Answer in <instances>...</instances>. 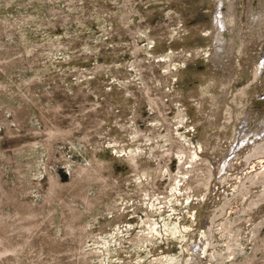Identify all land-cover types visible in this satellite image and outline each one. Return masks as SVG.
Masks as SVG:
<instances>
[{"label":"rangeland","instance_id":"rangeland-1","mask_svg":"<svg viewBox=\"0 0 264 264\" xmlns=\"http://www.w3.org/2000/svg\"><path fill=\"white\" fill-rule=\"evenodd\" d=\"M211 21L212 39L197 33ZM178 32L193 37L181 44ZM239 35L251 38L245 60ZM204 43L215 61L188 57ZM242 62L245 73L230 79ZM254 69V101L228 149L199 153L201 132L213 138L217 128L205 127L202 109L191 117L178 106L250 89ZM143 136L158 145L141 148ZM258 141L264 0H0V264H155L158 251L163 264H191L188 251L200 264H264V177L245 180V192L186 189L205 160L222 171ZM129 152L153 178L133 175L121 159Z\"/></svg>","mask_w":264,"mask_h":264},{"label":"bare ground","instance_id":"bare-ground-1","mask_svg":"<svg viewBox=\"0 0 264 264\" xmlns=\"http://www.w3.org/2000/svg\"><path fill=\"white\" fill-rule=\"evenodd\" d=\"M174 1V0H173ZM213 2V1H212ZM212 22V21H211ZM210 22V23H211ZM209 23V22H208ZM194 29H196V28H194ZM193 29V30H194ZM255 30V29H254ZM194 31H197V29L196 30H194ZM182 32V31H181ZM181 32H178V33H181ZM215 32H218V29H217V27H216V25H213V22L211 23V24H208V25H206V26H204V27H202L201 28V30H199L198 29V31H197V33L198 34H200V33H202V34H205V36H207L208 38H210V39H212V37H214L213 35L215 34ZM177 33V34H178ZM188 34H191V33H189V32H187ZM196 33V34H197ZM172 34V33H171ZM201 34V35H202ZM194 35V34H193ZM191 36V35H190ZM190 36H188V35H186V34H183V33H181V34H178L177 36H176V38L177 37H179V39L178 40H180V42L179 43H181V44H183L182 42H181V40H184V41H186L187 40V38L189 37L190 38ZM200 36V35H199ZM199 36H195V37H199ZM250 36V35H249ZM249 36H246V35H244L243 37L241 36L240 37V35L237 37V54H240L241 55V57L243 58V60H245L246 59V56L244 57V53H245V47H246V45H248L247 43L249 42V41H251V38L249 37ZM252 36V35H251ZM191 37H193V36H191ZM216 37H217V35H216ZM253 37V36H252ZM189 38H188V42H189ZM254 38V37H253ZM170 39H171V37H170ZM191 39V38H190ZM196 39V38H195ZM209 40V39H208ZM216 40V39H215ZM192 41V40H191ZM214 41V40H213ZM211 42V44L212 43H214V42ZM217 41V40H216ZM252 41H253V39H252ZM187 42V43H188ZM193 42H194V40H193ZM209 42V43H210ZM185 43V42H184ZM187 43H186V45H187ZM200 43H201V41H200ZM236 43V42H235ZM211 44L209 45H206L205 43H204V46L205 47H203V48H199L200 50H198V49H195V48H189L188 50H187V48H185L187 51V55L189 54V56L188 57H194L195 58V56H197L198 54H199V56H202L206 61H212V60H214L215 61V56L214 55H212L213 54V51L214 50H212V46H211ZM215 44V43H214ZM186 45H183V46H185L186 47ZM192 46H193V43H192ZM194 46H195V44H194ZM193 46V47H194ZM200 46V45H199ZM198 45H196V47L198 48L199 47ZM211 46V47H210ZM217 46H220L221 48H223L221 45H217ZM224 46H225V44H224ZM188 47H189V45H188ZM191 47V46H190ZM214 47H215V45H214ZM218 48L216 47V50H217ZM248 49V48H247ZM185 52V51H184ZM183 52V53H184ZM186 52H185V54H186ZM246 52H248V51H246ZM200 53H202V55H200ZM214 53H215V51H214ZM185 56V55H184ZM199 56H197V57H199ZM196 57V58H197ZM242 58H241V60H242ZM191 60V59H190ZM191 62V61H190ZM240 62V61H239ZM253 62V61H252ZM169 63V62H168ZM207 63V62H206ZM245 63V62H244ZM244 63L242 62V63H234V65H235V68L237 69L236 70V72L234 73V76H231V78L230 79H232V80H236L237 79V77H240L243 73H245V71H244ZM209 64V63H208ZM211 64V63H210ZM169 65V64H168ZM219 65V64H218ZM251 65H253V64H251ZM165 66V65H164ZM167 67V66H166ZM169 69V68H168ZM171 70V69H170ZM170 70H167V71H169V72H172V71H170ZM176 72V71H175ZM209 72V71H208ZM207 72V73H208ZM211 72V71H210ZM218 72V71H217ZM165 73V72H164ZM163 73V74H164ZM202 73V72H201ZM205 73V72H204ZM171 74H173V73H171ZM181 73H179V74H177V75H180ZM188 74V73H187ZM203 74V73H202ZM201 74V75H202ZM209 74V73H208ZM249 76H250V78H252L251 79V82H250V79H249V82L251 83V84H253V85H251L252 86V88H250V89H248V88H241V89H237V88H233V86H232V88L231 89H227L225 92H224V94L223 95H220V96H215V95H213V96H210V97H201V96H199L198 95V97L195 99V102L197 101L198 102V106H190L189 107V105H188V107L186 106V107H184L183 105H179L178 103V109L176 110V112L178 113V114H181V115H185V114H191V112L192 111H194V110H198V109H202L203 111H201V112H199V116L198 117H202L203 118V123L204 124H206V126L205 127H207V128H211V127H216L217 128V130H216V132H214L215 133V135L213 136V138H211V136H209L210 134H211V132H210V134L208 135V134H206V132L205 133H202L203 131V128H201L202 130V132H201V134H203L202 136H205L206 137V140H204V139H202V140H204L202 143H199L200 144V147L199 148H201V151L199 152V153H201V152H203V153H206V154H210V155H218V153L221 151V150H223L224 148H226V149H228V146H229V143H230V141L234 138V135H235V132H236V129H237V122H238V120H239V118L241 117V115L239 114V111H240V109L241 110H246L248 107H249V105H250V102H252V101H254V93H255V89H256V86H258V85H255V82H256V80H257V75H259L258 73H257V71H256V69H254V71H250L249 72ZM165 75V74H164ZM176 75V76H177ZM195 76H196V74H194ZM198 75H200V74H198ZM205 75V74H204ZM214 75V76H213ZM213 75H209L208 76V78L206 77H204L205 79H203V77H202V81H201V86H205L206 87V85L205 84H211L212 83V80H215V78H213V77H215V74L213 73ZM248 75V74H247ZM261 75V74H260ZM181 76L183 77V75L181 74ZM197 77V76H196ZM218 77V76H217ZM216 77V78H217ZM228 77V76H227ZM242 77V76H241ZM178 78V77H177ZM178 79H181V78H178ZM197 79H199V77L197 78ZM201 79V78H200ZM199 79V80H200ZM220 80V79H219ZM218 79H217V81L218 82H220ZM231 80V81H232ZM229 81V80H228ZM200 82V81H199ZM207 82V83H206ZM234 82V81H233ZM205 83V84H204ZM215 83V82H214ZM217 83V82H216ZM221 83V82H220ZM219 83V84H220ZM229 83H230V81H229ZM228 83V84H229ZM261 83V82H260ZM234 84V83H233ZM262 84V83H261ZM199 86L198 87H201L200 86V83L198 84ZM212 85V84H211ZM236 85V84H235ZM196 86V85H195ZM210 86V85H209ZM214 86H215V88H216V86L218 87V85H215L214 84ZM230 86V85H229ZM244 86H246V85H244ZM250 86V85H249ZM250 86V87H251ZM197 87V88H198ZM208 87V86H207ZM211 87V86H210ZM195 88V87H194ZM203 88V87H202ZM215 88H214V90H215ZM180 89H182V88H180ZM198 89H200V90H202L201 88H198ZM198 89H195V93L193 92V90H191L195 95H196V91L198 90ZM169 91H170V89H169ZM257 91V90H256ZM172 92V91H171ZM173 92H174V89H173ZM214 92V91H213ZM200 93V92H199ZM176 94V93H175ZM198 94V93H197ZM205 95V94H204ZM212 95V94H211ZM197 96V95H196ZM223 96V97H222ZM174 98H175V95L173 96ZM179 97H181V96H179ZM150 99V98H149ZM179 99V98H178ZM177 99V100H178ZM193 99V98H192ZM182 100V99H181ZM185 100V99H184ZM174 101V100H173ZM193 102H194V99L192 100ZM148 102V101H147ZM147 102H146V104H147ZM193 102H191V103H189V104H195V103H193ZM196 102V103H197ZM153 103V102H152ZM187 103V102H186ZM176 104V105H177ZM153 105H154V103H153ZM153 105H151V106H153ZM196 105V104H195ZM175 108V107H174ZM209 109V110H208ZM258 110V109H257ZM195 112H197V111H195ZM175 113V112H174ZM193 113V112H192ZM195 114V113H194ZM193 114V115H194ZM175 115V114H174ZM192 115V114H191ZM190 115V116H191ZM188 116V115H187ZM192 117V116H191ZM185 118V117H184ZM200 118L199 119H196V120H200ZM202 118H201V120H202ZM183 119V118H182ZM193 119V118H192ZM190 120H191V118H190ZM194 120V119H193ZM182 121H184V120H182ZM189 120H187V122H188ZM192 121V120H191ZM195 121V120H194ZM201 122V123H202ZM192 124H193V122H191ZM191 123H189V124H191ZM185 124V123H184ZM198 124V123H197ZM196 124V125H197ZM195 125V124H194ZM196 125L194 126V128L193 129H195V127H196ZM199 125H200V122H199ZM198 125V126H199ZM203 125V124H202ZM187 126H189V125H187ZM197 126V127H198ZM191 127H192V125H191ZM203 127V126H202ZM200 128V127H199ZM240 128H242V127H240ZM196 129H198V128H196ZM205 129V128H204ZM200 130V129H199ZM199 130H198V132H199ZM212 130V129H211ZM211 130H209V131H211ZM195 131V130H194ZM197 131V130H196ZM213 131H214V129H213ZM207 132H208V129H207ZM213 133V132H212ZM213 133V134H214ZM196 134H197V132H196ZM131 135L132 134H129V136L127 137V140L129 141V142H132V143H135L134 141V138L133 137H131ZM238 136V135H237ZM200 139V140H201ZM201 140V141H202ZM130 144V143H129ZM137 144H139L138 146H140L141 148H146L147 150H149V149H151V147L153 146V145H156L157 144V140H156V138H152V137H146V136H143L142 137V140L141 141H139ZM158 145V144H157ZM236 147V146H235ZM198 148V149H199ZM128 149V148H127ZM232 149V148H231ZM125 153L127 152V151H124ZM143 152V151H142ZM196 152V151H195ZM255 152H258V153H261V156H259V157H257L259 160H262L263 159V163H261V164H259L260 166H261V168L263 169L264 168V141L263 142H261V141H258L257 143L256 142H253V144L251 145V144H246L245 146H243V147H240V152H233V156H235L236 154V156L229 162V164H227L229 167L228 168H226V165H225V169L224 170H220V162H218V160L216 159V165L215 166H213L212 164H211V162L209 161V159L208 160H205V162L209 165V166H205L204 168H203V170L200 172V173H195V174H190L189 175V177L187 178V191H193L195 194H198V195H200V194H202V193H204L205 191L206 192H208V193H210V191H211V188L214 186L215 188L216 187H218V186H225L226 187V185H228V184H231L232 183V185H235L236 186V188H238L239 190H240V192L242 191V192H245V190H243V187H244V185H245V183H244V181L245 180H247V179H250L251 180V178H253V179H259V178H263L264 177V170H261V169H256L257 168V166H258V164L257 163H251L250 165L248 164V160L244 157L243 158V156H248V155H250V154H252V153H255ZM198 154V153H197ZM195 155H196V153H195ZM211 157H213V156H211ZM216 157V156H215ZM230 157V156H229ZM256 158V159H257ZM124 162H125V164L128 166V168H129V170H131V172L133 173V175L135 176V177H137L138 179H141V180H146V181H148V180H150L151 178H153L152 177V175H153V173H154V169L152 168H150V167H143V166H139L140 164H137V162H136V155L133 153V152H129V153H127L125 156H123L122 158H121ZM226 159V158H225ZM224 159V160H225ZM231 159V158H230ZM229 159V160H230ZM248 159H250V158H248ZM138 161V160H137ZM221 161H223L222 159H221ZM251 161V160H250ZM140 162V161H139ZM215 162H214V164H215ZM225 163V162H224ZM236 163H238L239 165H237V166H239L238 168L240 169V171H238V172H235V169H233V168H231V167H237L236 166ZM245 163V164H244ZM222 164V163H221ZM245 165V166H244ZM148 166V165H147ZM152 166V165H151ZM154 166V165H153ZM159 167V166H158ZM256 169V170H255ZM158 170V169H157ZM156 172V171H155ZM249 180V181H250ZM246 187V186H245ZM232 188V187H231ZM246 189V188H245ZM215 192V191H214ZM221 195V194H220ZM200 197V196H199ZM218 197V196H217ZM222 197V196H221ZM216 201V200H215ZM200 205V204H199ZM201 206H202V204H201ZM215 206V205H214ZM204 211H205V209L203 210V213H204ZM212 222L210 221V224H211ZM150 228V227H149ZM155 228V227H154ZM150 236H151V234H150ZM190 249V248H189ZM188 253L190 254V256H191V259H192V263L191 264H200V262H199V260H198V257L195 255V254H193V253H191L190 251H188ZM163 257H162V252L161 251H158L156 254H155V261H156V263L155 264H163V259H162ZM148 262V261H147ZM152 262V261H151ZM165 262H166V260H165ZM136 264H146L145 262L143 263H136Z\"/></svg>","mask_w":264,"mask_h":264}]
</instances>
